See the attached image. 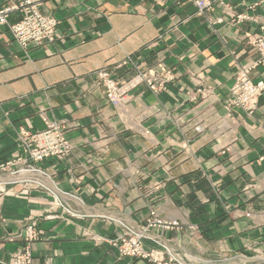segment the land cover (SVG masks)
Here are the masks:
<instances>
[{
  "label": "crops",
  "instance_id": "0c3cea01",
  "mask_svg": "<svg viewBox=\"0 0 264 264\" xmlns=\"http://www.w3.org/2000/svg\"><path fill=\"white\" fill-rule=\"evenodd\" d=\"M41 2L61 21L54 42L24 49L0 28V160L21 129L44 130L46 120L65 128L73 148L37 164L48 176L18 174L62 202L3 203L0 258L23 245L6 242L5 231L36 220L45 236L33 244L35 264H152L121 257L107 241L143 226L152 204L163 217L187 211L197 226L153 228L156 246L207 260L264 254V92L252 115L227 100L239 68L260 58L253 40L264 0H213L202 12L190 0ZM101 68L120 80L138 70L170 79L158 92L138 87L116 108L98 84ZM251 77L264 80V64Z\"/></svg>",
  "mask_w": 264,
  "mask_h": 264
},
{
  "label": "rangeland",
  "instance_id": "374dc122",
  "mask_svg": "<svg viewBox=\"0 0 264 264\" xmlns=\"http://www.w3.org/2000/svg\"><path fill=\"white\" fill-rule=\"evenodd\" d=\"M7 2L8 1L6 0V2L3 3L2 5L6 4ZM41 6H40L41 12L46 15H49L48 13L42 10ZM13 14L17 15V19L15 21H11L10 19ZM13 14L10 15L9 17V22L12 25L16 24L20 20L18 13L15 12ZM57 20L59 21L58 24V28H59L61 21L58 18ZM138 71L147 72L145 70H138ZM202 93L204 94V91H202ZM258 105H259V100H258ZM233 107H238V106H233ZM233 107L231 106L230 108ZM252 114H248V115H252ZM48 122H52L60 125L64 129L66 135L65 128L60 123L56 121L46 120V125ZM21 130L17 135V142H15V148L13 149L10 158L6 160L5 159L0 160V232L2 230L3 231L5 230L3 209H2L3 203H10V201L11 203H18V201L24 200V202L26 203H39V202L49 203L50 207H52V205H54L53 207H55V206H59V204H61L62 202V201L61 202L58 201L54 193L49 189H47V187H45L42 184V182L34 178V176H32L33 178H29V177L19 178L20 176H18V174L20 173H22V175H24L23 173H26L29 174L27 176H31L30 173L34 171H41V169L38 168L37 166L38 163L43 162L46 159L56 157V156H50L42 160L35 161L30 156H28L29 152H24V148L20 151L17 144H20L19 136L21 134ZM44 130L34 131L30 128V131L32 132H41ZM217 169L219 172H223V168L221 166L217 167ZM41 172L47 175L44 171ZM139 175H140V171L136 169L135 176H139ZM21 183L28 185V187L20 188L19 185ZM40 189H43L42 194L37 192V190ZM71 196L72 198H76L78 201L81 202L78 196L76 195H71ZM69 210L67 209V211H65V214H70ZM160 211H161L160 207H158L156 204H152L149 207V213L146 218V223L143 226H141L138 230H134L129 226L127 227L125 225L124 227L126 228V231L115 238L107 240L108 244L111 245L112 247H116L119 250L120 256L123 258H127L130 260L143 259L152 264H264V254L263 253L260 254L259 252H257V254L254 255H248L246 253H236L234 255L224 254L221 255L220 258L217 260H207L187 250L184 246L176 247L171 242L167 244L161 243V246H156L152 240L156 242L157 241L159 242V240L152 239V236L150 235L151 230L153 228L171 230V229L181 228L182 225H185L191 229H197L196 225L190 223L189 213L187 211H184L182 217L177 219L170 217H163ZM252 214L253 212L250 211L246 215L251 217ZM44 236H45L44 230L38 227L36 220L27 221L18 230L5 231L2 237L6 242H12V243L21 242L23 243V245L20 248H17L14 251H12L7 259L0 258V264H35L33 244L36 243L37 241H40ZM99 240L100 238L97 235L92 236V241H94L95 243H98Z\"/></svg>",
  "mask_w": 264,
  "mask_h": 264
},
{
  "label": "built area",
  "instance_id": "2783aa9c",
  "mask_svg": "<svg viewBox=\"0 0 264 264\" xmlns=\"http://www.w3.org/2000/svg\"><path fill=\"white\" fill-rule=\"evenodd\" d=\"M0 7V28L8 26L15 39L24 48L30 45H41L54 42L58 37L57 18L41 12V0H7ZM198 11L210 9L213 0H190ZM18 13L20 20L16 24H10L9 17ZM245 17V16H244ZM253 45L260 54L258 61L253 64L243 65L236 74V80L232 86L229 97V106H238L248 114H252L258 107L259 97L264 91V80L254 81L251 72L257 66L264 64V24L253 40ZM98 84H100L107 100L116 108H124L133 100L134 90L145 85L158 92L165 88L169 79L157 74L138 71L127 80H118L111 71L101 68L97 71ZM19 142L24 152H29L33 160H42L46 157H64L72 150V144L65 135L64 129L52 122L47 123V128L41 132H32L30 128L21 130Z\"/></svg>",
  "mask_w": 264,
  "mask_h": 264
},
{
  "label": "water",
  "instance_id": "95a60500",
  "mask_svg": "<svg viewBox=\"0 0 264 264\" xmlns=\"http://www.w3.org/2000/svg\"><path fill=\"white\" fill-rule=\"evenodd\" d=\"M69 196H71V195H69ZM72 197V196H71Z\"/></svg>",
  "mask_w": 264,
  "mask_h": 264
}]
</instances>
